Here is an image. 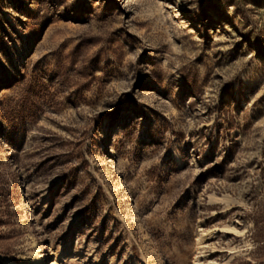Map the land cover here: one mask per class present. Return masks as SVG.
I'll list each match as a JSON object with an SVG mask.
<instances>
[{"label": "rangeland", "instance_id": "374dc122", "mask_svg": "<svg viewBox=\"0 0 264 264\" xmlns=\"http://www.w3.org/2000/svg\"><path fill=\"white\" fill-rule=\"evenodd\" d=\"M37 259L264 264V0H0V264Z\"/></svg>", "mask_w": 264, "mask_h": 264}, {"label": "bare ground", "instance_id": "6f19581e", "mask_svg": "<svg viewBox=\"0 0 264 264\" xmlns=\"http://www.w3.org/2000/svg\"><path fill=\"white\" fill-rule=\"evenodd\" d=\"M200 239H202V238L198 237V240H197L198 244H200V241H201ZM32 264H41V263L37 259V260L33 261Z\"/></svg>", "mask_w": 264, "mask_h": 264}]
</instances>
